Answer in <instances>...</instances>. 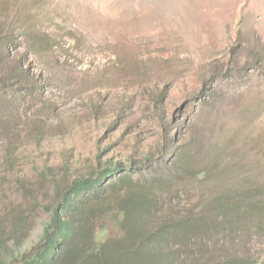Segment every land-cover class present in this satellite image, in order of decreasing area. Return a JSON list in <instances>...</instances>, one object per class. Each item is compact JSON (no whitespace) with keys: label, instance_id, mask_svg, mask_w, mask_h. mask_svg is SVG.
<instances>
[{"label":"rangeland","instance_id":"obj_1","mask_svg":"<svg viewBox=\"0 0 264 264\" xmlns=\"http://www.w3.org/2000/svg\"><path fill=\"white\" fill-rule=\"evenodd\" d=\"M96 155L175 179L159 203L213 231L182 258L264 264V0H0L4 241H34L54 190ZM201 167L210 174L192 185ZM102 225V240L116 237V223ZM130 256L163 262L146 247Z\"/></svg>","mask_w":264,"mask_h":264},{"label":"trees","instance_id":"obj_2","mask_svg":"<svg viewBox=\"0 0 264 264\" xmlns=\"http://www.w3.org/2000/svg\"><path fill=\"white\" fill-rule=\"evenodd\" d=\"M170 140L167 134L166 141ZM151 155L150 150L144 154L146 160H151ZM129 159L102 161L96 155L88 175L74 179L61 192L55 189L52 201L45 205V217L38 219L33 230L35 239L28 245L19 233L5 242L0 223V240L13 245V249L3 251L0 264H138L130 255L141 256L144 247L162 264H255L251 260L182 258V250L190 246V241L204 234L212 236V229L175 206L164 208L159 201L166 199L178 183L174 178L154 175L142 179ZM209 174L206 167H201L190 174V182L202 184ZM157 204L165 217L156 214ZM224 205L225 209H236L237 215L254 209L250 203ZM28 215L32 213L19 214L18 219ZM100 220L116 223L115 238L102 240L106 231L103 225L96 228Z\"/></svg>","mask_w":264,"mask_h":264}]
</instances>
